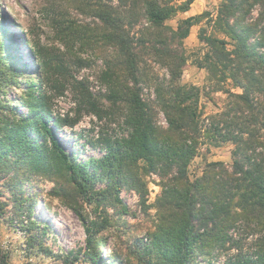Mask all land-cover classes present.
I'll return each instance as SVG.
<instances>
[{
  "label": "rangeland",
  "instance_id": "1",
  "mask_svg": "<svg viewBox=\"0 0 264 264\" xmlns=\"http://www.w3.org/2000/svg\"><path fill=\"white\" fill-rule=\"evenodd\" d=\"M90 3L93 1L0 0L5 44L16 47L12 54L17 55L20 64H27V69L16 75L19 86L3 87L0 99L15 101L26 89L25 82L35 80L48 109V123L64 150L71 160L90 165L88 170L93 173V166L111 147L115 149L128 138L131 131L125 123L128 104L113 106L107 99L109 85L102 75L109 64L118 70L120 60L102 37L108 28L97 17L98 12H106L111 6L113 19L134 40L150 32L146 30V20L139 15L126 18L127 7L119 0H102L97 10L90 8ZM221 4L222 0H194L189 11L164 23L174 31L180 20L201 16L182 41L184 65L177 83L197 88L200 123L207 128L211 118L228 112L237 102L234 95L243 92L235 84L236 78L217 76L201 67L206 54L212 58L214 53L200 42V34L229 41L214 28ZM257 16L256 8L253 20ZM231 45L230 42L226 46L227 51L232 49ZM20 53L23 60L19 59ZM45 64L48 71L43 73ZM139 67L144 82L140 85L142 98L152 108L154 124L166 128L154 88L158 83L166 85L167 69L148 55ZM147 79L150 80L146 82ZM78 82L84 86L79 87ZM84 87L90 94L89 100L103 110L100 116L95 115L90 104L79 103L82 98L77 91ZM250 98L257 110L252 124L260 127L259 134L264 139V91L255 90ZM234 149L231 142L205 141L188 168L190 180L200 177L210 162H220L230 169ZM98 173L94 189L102 194L90 201L78 194L54 157H49L47 165L39 166L10 156L0 165V256H7L8 264H87L84 252L88 240L105 238L107 248L96 245L102 258L110 257L120 264H145L161 193L159 177L148 171L142 160L123 164L118 190L106 173ZM90 221L99 223L89 235L85 224ZM232 235L240 238L244 252L253 251L258 237L254 231L239 228ZM235 254L233 250L214 252L207 259L199 257L197 262L224 264Z\"/></svg>",
  "mask_w": 264,
  "mask_h": 264
},
{
  "label": "trees",
  "instance_id": "2",
  "mask_svg": "<svg viewBox=\"0 0 264 264\" xmlns=\"http://www.w3.org/2000/svg\"><path fill=\"white\" fill-rule=\"evenodd\" d=\"M91 1L90 8H100L102 0ZM119 1L127 7L126 18L139 15L146 20V30L150 32L134 40L113 19L111 6L106 12H98L97 17L108 28L102 37L120 60L118 70L109 64L103 72V81L109 85L107 99L113 106L128 104L125 115V123L131 130L128 138L115 149L111 147L90 173V165L71 160L49 125L41 86L35 80H25L26 89L19 98L0 99V165L10 156L39 166L47 165L49 157H54L78 194L92 201L102 194L94 189L95 175L100 176L98 170L106 173L118 190L123 164L142 160L148 171L157 174L161 187L145 264H198L199 257L207 259L214 252L231 250L236 254L224 264H264V139L259 134L260 127L252 124L257 110L250 98L253 91H264V0H222L214 28L229 41L199 35L200 42L214 53L212 58L206 54L201 67L217 76L236 78L235 84L243 90L234 95L237 102L228 112L211 118L208 128L200 123L197 88L177 83L184 65L182 41L201 16L180 20L174 31L164 26L178 13L189 11L194 0ZM256 8L258 16L253 20ZM5 38L0 24V95L5 86H19L16 75L27 69L24 57L18 54L22 58L20 64L17 55L12 54L16 47L5 44ZM230 42L232 49L227 51ZM145 55L167 69L166 85L158 83L154 88L166 128L154 124L152 108L142 98L140 85L144 82L139 66ZM39 67L42 70L41 64ZM43 67L42 72L46 73L48 67L46 64ZM77 85L84 86L79 82ZM77 92L82 98L79 103L90 104L95 115L100 116L103 110L89 100L88 89L84 87ZM246 117L248 122L244 120ZM205 141L231 142L235 146L231 168L210 162L200 177L190 180L188 168ZM98 223L85 224V231L90 235ZM239 228L258 235L253 251L244 252L240 238L232 235ZM97 244L108 247L105 238L89 239L84 252L87 264H120L113 258H102ZM0 264H8L7 256H0Z\"/></svg>",
  "mask_w": 264,
  "mask_h": 264
}]
</instances>
